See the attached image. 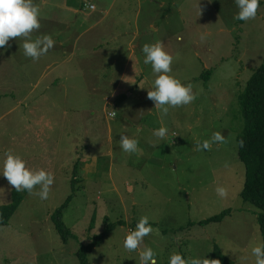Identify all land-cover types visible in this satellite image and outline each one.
I'll use <instances>...</instances> for the list:
<instances>
[{
    "label": "rangeland",
    "instance_id": "obj_1",
    "mask_svg": "<svg viewBox=\"0 0 264 264\" xmlns=\"http://www.w3.org/2000/svg\"><path fill=\"white\" fill-rule=\"evenodd\" d=\"M95 1L109 9L103 22L73 17L69 30H50L72 40L70 61L62 63L57 51L58 65L46 69L42 61L41 69L43 57H26L20 38L0 49V159L11 150L55 175L48 200L26 196L0 228V264H80L81 246L119 221L89 262L139 264L123 241L144 215L154 229L145 244L158 264H168L175 251L211 260L216 246L235 264H254L251 249L264 243L261 211L241 198L246 169L238 137L240 96L264 65V3L256 19L244 22L235 19L234 0H85ZM157 42L175 58L172 74L197 93L162 122L148 98L155 76L142 53L144 44ZM162 123L170 131L160 139L154 130ZM138 129L139 150L123 152L120 135L136 138ZM217 131L225 143L196 150ZM218 186L228 189L227 198L217 195ZM14 190L0 176V206L12 203ZM72 195L62 215L71 232L64 243L52 216ZM227 210L221 222L198 224Z\"/></svg>",
    "mask_w": 264,
    "mask_h": 264
},
{
    "label": "clouds",
    "instance_id": "obj_2",
    "mask_svg": "<svg viewBox=\"0 0 264 264\" xmlns=\"http://www.w3.org/2000/svg\"><path fill=\"white\" fill-rule=\"evenodd\" d=\"M238 9L235 19L247 22L257 18L258 11L264 0H234ZM91 11L97 8L96 3L90 2L86 5ZM41 28V6L37 0H0V49H6L11 38L23 40V53L34 61L46 56L54 49L56 41L52 35H41L33 38V33ZM176 39L182 41L183 37L177 35ZM143 63L150 65L155 79L152 82V90L148 91V98L155 103L159 110L161 122L169 114L172 108L183 107L192 104L197 93L193 90L191 83H183L172 74L174 56L166 51L163 42L144 44ZM115 115V113H111ZM169 128L165 125L154 130V135L160 139L169 134ZM140 130H137L136 138L128 135H120L119 146L125 153H136L139 150ZM226 137L221 132H214L209 139L198 142L197 151H210L213 144H223ZM243 147V141H240ZM0 176L5 178L15 191H26L29 195L38 196L40 200L49 199L52 186L55 183L54 173L45 168L29 166L23 156L15 154L11 150L3 154L0 159ZM216 193L222 199L228 197V189L223 186L216 188ZM154 231L150 218L141 216L130 230L123 241V247L139 254V264H158V253L145 244V237ZM251 255L255 258L254 264H264V243L252 247ZM246 259V258H245ZM168 264H220L219 260L203 258H185L179 252H173L168 258Z\"/></svg>",
    "mask_w": 264,
    "mask_h": 264
},
{
    "label": "trees",
    "instance_id": "obj_3",
    "mask_svg": "<svg viewBox=\"0 0 264 264\" xmlns=\"http://www.w3.org/2000/svg\"><path fill=\"white\" fill-rule=\"evenodd\" d=\"M209 76L210 73L207 72L204 78L207 80ZM240 105L244 126L242 133L238 137V156L246 169L245 183L241 192V198L245 203H249L261 211L258 217V223L261 227L264 239V65L259 67L252 75L244 92L240 96ZM240 141H243V147L240 146ZM79 164L80 160L75 165L76 171ZM77 182L78 178L74 177L72 181L74 192H76L75 184ZM28 195L29 193L26 191L17 192L14 190L12 203L0 206V228L10 224L11 219ZM73 197L74 195L70 196L66 203L52 216L56 230L62 236L64 243L69 241L71 232L63 223L62 215L63 210L68 207ZM231 212V210L224 211L198 224L203 226L221 222L229 216ZM107 221L110 220L107 219ZM122 224L123 221H119L116 224H108L106 229L96 236L92 243L81 246L77 253L80 264H90L89 255L92 251L101 246L108 234L118 225ZM211 260H219L220 264H235L218 246L214 248Z\"/></svg>",
    "mask_w": 264,
    "mask_h": 264
},
{
    "label": "crops",
    "instance_id": "obj_4",
    "mask_svg": "<svg viewBox=\"0 0 264 264\" xmlns=\"http://www.w3.org/2000/svg\"><path fill=\"white\" fill-rule=\"evenodd\" d=\"M37 3L41 6V28L39 31L34 32V37L41 36V35H50V30L56 28H64L69 30L70 26L73 22H70L71 18L75 17L77 21L84 22L87 18H94L99 19L101 18V22L104 21L106 16L109 14V9L104 8L103 6H99L98 3L95 1L97 8L95 11H91L90 9H86L87 3L85 0H37ZM104 13V15H103ZM103 15V16H102ZM81 33H78L77 39L79 40L81 37ZM53 39L56 41V45L54 49H51L46 56H43L39 61L40 68H43V62L49 63L46 65V69H50L52 66H57L58 61L53 60V57H57V51L60 52L64 59L62 63H66L70 61V56L74 54L75 47L70 45L71 39H62L57 36H52ZM58 42V43H57ZM23 43V42H22ZM23 53V51H22ZM127 64H131L130 59L126 62ZM126 65V64H125ZM129 65H126L128 68ZM120 82L118 81L116 87L120 86ZM127 87V86H125ZM118 90V88H116ZM119 93H116L118 95ZM118 97H127L124 94H119ZM127 99V98H126ZM89 162V161H88ZM84 163L85 166H88L89 163ZM84 166V167H85Z\"/></svg>",
    "mask_w": 264,
    "mask_h": 264
}]
</instances>
